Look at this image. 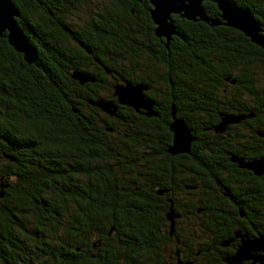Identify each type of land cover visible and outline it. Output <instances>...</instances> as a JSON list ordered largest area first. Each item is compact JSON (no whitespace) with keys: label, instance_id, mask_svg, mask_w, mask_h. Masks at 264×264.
<instances>
[{"label":"trees","instance_id":"obj_1","mask_svg":"<svg viewBox=\"0 0 264 264\" xmlns=\"http://www.w3.org/2000/svg\"><path fill=\"white\" fill-rule=\"evenodd\" d=\"M12 1L36 57L27 64L0 36V264H159L157 140L166 129L120 104L114 86L143 83L150 96L160 76L195 89L225 80L229 95L243 97L236 116L254 118L264 139V49L225 24L178 15L167 44L154 33L148 0H71V21L61 11L68 0ZM228 1L264 35V0ZM202 5L219 18L215 3ZM74 71L94 80L80 82ZM257 153L251 161L264 160V141Z\"/></svg>","mask_w":264,"mask_h":264},{"label":"flooded vegetation","instance_id":"obj_2","mask_svg":"<svg viewBox=\"0 0 264 264\" xmlns=\"http://www.w3.org/2000/svg\"><path fill=\"white\" fill-rule=\"evenodd\" d=\"M68 1L62 3L61 11L63 18L71 21L78 11L71 10L68 5L72 2ZM19 15L18 24L22 18ZM224 81L218 82L220 87L195 89L178 87L173 79L166 85L160 76L155 92L150 90L152 98L146 93L148 89L144 91L153 102L155 114L148 116L144 109L138 113L154 117L159 129H166L157 140L155 207L159 264H195L199 256L207 257L205 264H264V160L260 174L231 161L232 157L243 162L258 159L257 142L264 139L256 135L254 118L228 123L223 134L214 130L223 115H241L239 104L243 97L229 95L221 87ZM174 120L185 123L192 140L190 144L188 141L187 150L171 153L170 126ZM237 130L242 132L241 136L232 135ZM227 144H232L237 152ZM224 158L229 160L225 165ZM169 212L171 218L167 216ZM255 239H261V247L256 244L246 258L231 262L243 241Z\"/></svg>","mask_w":264,"mask_h":264},{"label":"water","instance_id":"obj_3","mask_svg":"<svg viewBox=\"0 0 264 264\" xmlns=\"http://www.w3.org/2000/svg\"><path fill=\"white\" fill-rule=\"evenodd\" d=\"M204 1L213 2L217 5L220 11L219 18L207 16L202 5ZM149 3L152 5L149 13L155 25L154 33L157 37L165 38L167 44L172 34L178 35L171 19L172 14H178L181 18L204 21L210 26L225 24L235 28L248 37L252 43L264 49V35L261 33L258 22L247 9L228 0H149ZM17 17H19V11L13 1L0 0V36H3L16 51L23 54V59L27 64H31L35 62V47L19 26L16 20ZM167 44L164 47H167ZM72 77L80 82L94 80L89 73L80 71H74ZM147 88V85L143 83L132 84L127 82L124 85L116 84L113 94L117 97V101L120 104L130 106L137 111L144 109L146 114L150 116L155 113L152 109V100L144 93ZM95 104L108 114H115L116 107L113 102L99 99ZM241 118L243 116L226 115L215 127V131L222 132L228 123L237 122ZM170 129L173 132V144L169 147V152L176 153L187 150L188 141L190 144L192 135L185 123L182 120H174ZM238 161L242 167L252 169L257 174L262 172L263 164L261 160L250 161L249 163ZM167 216L171 218L170 212ZM261 242V239L243 241V245L232 256L231 262H238L246 258L250 248L256 246V244L261 247ZM174 264H192V262H176Z\"/></svg>","mask_w":264,"mask_h":264},{"label":"rangeland","instance_id":"obj_4","mask_svg":"<svg viewBox=\"0 0 264 264\" xmlns=\"http://www.w3.org/2000/svg\"><path fill=\"white\" fill-rule=\"evenodd\" d=\"M195 257V256H194Z\"/></svg>","mask_w":264,"mask_h":264}]
</instances>
